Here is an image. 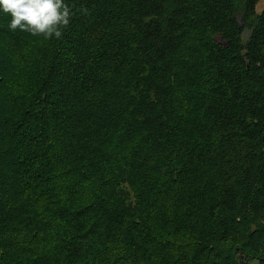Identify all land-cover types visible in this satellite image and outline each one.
<instances>
[{"label": "trees", "instance_id": "16d2710c", "mask_svg": "<svg viewBox=\"0 0 264 264\" xmlns=\"http://www.w3.org/2000/svg\"><path fill=\"white\" fill-rule=\"evenodd\" d=\"M258 2L0 11V264L264 263Z\"/></svg>", "mask_w": 264, "mask_h": 264}, {"label": "clouds", "instance_id": "9594fccd", "mask_svg": "<svg viewBox=\"0 0 264 264\" xmlns=\"http://www.w3.org/2000/svg\"><path fill=\"white\" fill-rule=\"evenodd\" d=\"M0 11L10 13L8 28L60 38L69 23L65 0H0Z\"/></svg>", "mask_w": 264, "mask_h": 264}, {"label": "rangeland", "instance_id": "374dc122", "mask_svg": "<svg viewBox=\"0 0 264 264\" xmlns=\"http://www.w3.org/2000/svg\"><path fill=\"white\" fill-rule=\"evenodd\" d=\"M257 9L259 11H262L264 9V0H259L258 4H257ZM246 36L248 35V31L246 32L245 34ZM129 188H130V184L127 185ZM132 192V190H131ZM130 194V193H129ZM130 196L134 199L135 198V195H134V192H132L130 195H129V199H130ZM130 201V200H129ZM134 201V200H133ZM250 264H262V263H259L258 261H252L250 262Z\"/></svg>", "mask_w": 264, "mask_h": 264}, {"label": "built area", "instance_id": "2783aa9c", "mask_svg": "<svg viewBox=\"0 0 264 264\" xmlns=\"http://www.w3.org/2000/svg\"><path fill=\"white\" fill-rule=\"evenodd\" d=\"M262 264H264V263H262Z\"/></svg>", "mask_w": 264, "mask_h": 264}]
</instances>
